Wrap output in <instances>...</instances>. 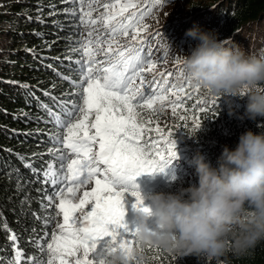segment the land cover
Here are the masks:
<instances>
[{
    "label": "snow or ice",
    "instance_id": "6c2138e0",
    "mask_svg": "<svg viewBox=\"0 0 264 264\" xmlns=\"http://www.w3.org/2000/svg\"><path fill=\"white\" fill-rule=\"evenodd\" d=\"M61 3L71 5L63 14L77 21L76 28L84 29L83 34L78 33L81 39L69 37L76 44L69 51L79 53V58L65 57L76 65L78 79L56 73L70 85L71 91L62 95L71 99L41 90L54 107L36 98L47 116L40 119L55 128L47 133L50 147L46 154L51 159L36 168L32 158L16 154L36 182L45 186L40 204L46 214L41 218L34 213L37 220L42 219L45 231L43 236L29 239V243L34 241L37 256L26 254L16 233L4 225L13 256L0 257V264H110L113 258L118 264H132L133 250L143 249L135 229L124 223L125 197L133 198V209L149 213L134 181L142 174L163 172L176 158L173 133L165 131L159 121L145 118L144 110H170L182 121L188 117L178 113L191 111L192 131L196 132L201 126L196 113L215 114L218 100L200 98L191 109L187 107L200 87L184 75L179 56L173 61L176 73L167 67L156 72L165 65L167 50L164 56L158 55L163 37L159 31L149 33L145 20L164 0ZM50 7L49 15H56L55 6ZM153 39L158 41L156 46ZM150 72L155 75L149 80L146 73ZM23 187L18 180V190ZM53 221L56 228L49 233Z\"/></svg>",
    "mask_w": 264,
    "mask_h": 264
},
{
    "label": "trees",
    "instance_id": "16d2710c",
    "mask_svg": "<svg viewBox=\"0 0 264 264\" xmlns=\"http://www.w3.org/2000/svg\"><path fill=\"white\" fill-rule=\"evenodd\" d=\"M53 5L57 14L49 15L53 11L50 6ZM67 7L71 5L63 4L61 0H0V39L1 36L6 38V45L0 49V257L3 258L13 256L8 240L9 232L4 225L16 233L20 248L26 254L39 256L38 250L33 246L34 241L29 243V239L43 236L45 231L42 219L37 220L34 215L35 213L43 218L46 214L40 204L45 195V186L36 182L16 154L32 158L36 168L45 166V162L51 159L46 154L50 147L47 133L55 131V128L40 119H47V116L38 107V100L54 107V102L43 95L41 90L50 91L62 99H71L70 96L62 95L71 91L70 85L61 81L56 73L71 74L74 79H78L74 74L76 65L65 57L72 56L73 60L79 58V53L69 51L76 47L74 40L69 42V37L81 39L82 35L78 33H84L83 28L75 27L76 20L63 14L62 10ZM188 15L193 16L189 21L174 18L170 31L167 32L172 34L168 45H174L173 52L179 43L183 42L180 44L182 46L188 40L186 31L196 27L214 31L218 39H229L235 43L241 34H248V55L264 58V0H207L205 4L192 5ZM244 31L246 33H242ZM170 46L166 50L172 52ZM173 61H168L165 65H173ZM179 82L177 79L176 83ZM53 84L56 85L55 88L52 87ZM200 98H216L218 107L215 108V114L196 113L201 118V126L196 132L192 131L191 111L178 113L188 117L184 121L173 116L170 110L157 108L155 113H144L145 118L151 117L159 121L165 131L173 133L175 141H180L177 145L180 157L170 163L169 171L170 174L175 173L174 179H181L186 175L188 170L184 165L188 159L192 164L197 153L212 166H216L224 145L234 148L239 135L246 130L264 131V118L256 121L237 118L245 111L246 97H230L226 102L224 98L211 96L200 88V93L187 102V107L191 109ZM229 108L233 112L231 116L228 114ZM257 124H260L259 128ZM33 153L36 154L35 157ZM166 177L167 175L152 174V179H145L144 183L148 184V189L145 190L147 194L171 192L169 188L172 182L164 181ZM18 180L24 185L23 190H18ZM184 180L185 178L180 182ZM194 183L196 182L186 181L172 192ZM47 191L51 192L52 189L48 188ZM125 198L128 199L127 196ZM48 231L51 232L50 227ZM140 248L143 251L136 249L138 255L132 264H137V261L139 264H264V240L258 241L242 254L229 250L218 258L177 257L153 246L149 248L148 245H140Z\"/></svg>",
    "mask_w": 264,
    "mask_h": 264
},
{
    "label": "clouds",
    "instance_id": "9594fccd",
    "mask_svg": "<svg viewBox=\"0 0 264 264\" xmlns=\"http://www.w3.org/2000/svg\"><path fill=\"white\" fill-rule=\"evenodd\" d=\"M185 34L196 41L189 53L180 54L190 83L226 102L246 97L240 120L264 118V58L247 55L214 31L193 27ZM228 114L233 115L231 108ZM192 164L196 183L176 192L141 195L150 201V212L134 209L139 244L199 259L218 258L229 250L242 254L264 240V131L246 130L234 148L224 145L216 166L199 153ZM149 217L154 218V228L148 226ZM55 228L53 221L50 230ZM132 255H138L135 249ZM110 264H118L117 259Z\"/></svg>",
    "mask_w": 264,
    "mask_h": 264
},
{
    "label": "rangeland",
    "instance_id": "374dc122",
    "mask_svg": "<svg viewBox=\"0 0 264 264\" xmlns=\"http://www.w3.org/2000/svg\"><path fill=\"white\" fill-rule=\"evenodd\" d=\"M197 3H200V4L204 3L205 4V3H207V0H164V5L162 7H158L157 10L155 12H153V14L151 16L146 18L145 23L149 26L148 27L149 33L159 31L161 34H164V35L166 34V36L163 37V42L161 43L160 47L157 50L158 55L164 56L166 48H168L170 46V45H168V43L172 39V34L167 33V32L170 31V27H171L172 22H173L172 20L176 17H180L184 21H189L193 17L192 15H188L189 7H192V5H195ZM197 26H199V24ZM253 28H254V25H253ZM242 33H246V32L244 31ZM187 39L188 40L184 42V45H182V46L180 45V44H183V42L179 43L175 52H173L174 51V45H171L172 47L170 46L172 48V52L167 51V55L165 56L166 62L174 60V58L177 56H179L180 59H182V56L180 54L189 53L190 49L195 46L196 41L192 40L190 37H187ZM235 41H236V44L240 45L243 48V50L245 51V53L248 55L247 48H248V45L250 42V35L241 34L239 37V40H235ZM157 43H158V41L156 39L152 40L153 46H156ZM5 45H6V38L4 36H1L0 49H2ZM163 66L167 67L168 70L176 73V68L174 67V64L173 65L170 64V65L158 66L156 69V72L160 71V68ZM180 66H182V65H180ZM153 75H155V72L146 73V76L149 80L152 79ZM147 111L148 110H144V113H146ZM178 142H180V141L174 140L176 158H174L173 160L179 159V157H180V155H179L180 151L177 148ZM175 167H177V166H175ZM184 167L188 170V172L181 179H174L175 178L174 172H172L170 174V171H169L170 170V164H168L164 168L163 172H158V173H154V174L167 175V177L164 179V181H166L168 183L172 182L171 187L169 188V189H171V192H172L175 188H177V186H179L180 184H182L186 181L196 182V177L194 175V166H193V164L190 163L189 159H188V161H186ZM190 167H192V168L189 169ZM176 174L179 175L178 173H176ZM184 178H185V180L180 182ZM145 179L146 180L152 179V174L151 175L142 174V175L136 177V179L134 181L135 184L138 185V191L140 192V194L143 197L149 196L147 194V192L145 191L148 189V187H147L148 184L144 183ZM175 190H177V189H175ZM132 203H133V198H131V197H128V199L125 198V206L126 207H125L124 223L127 224L129 229H134L135 224H136V212L132 207ZM143 203H144V206H148L150 204V201L147 199H144ZM61 220H62V217H61ZM147 223H148L149 228L155 227L153 217H149ZM199 264H203V263H199Z\"/></svg>",
    "mask_w": 264,
    "mask_h": 264
},
{
    "label": "bare ground",
    "instance_id": "6f19581e",
    "mask_svg": "<svg viewBox=\"0 0 264 264\" xmlns=\"http://www.w3.org/2000/svg\"><path fill=\"white\" fill-rule=\"evenodd\" d=\"M255 38V37H254ZM10 194V193H9ZM17 194V193H16ZM15 196V195H14ZM11 227V226H10ZM7 233V232H6Z\"/></svg>",
    "mask_w": 264,
    "mask_h": 264
}]
</instances>
